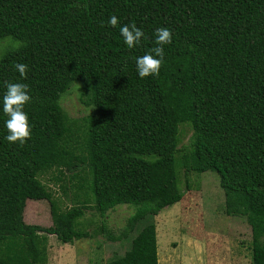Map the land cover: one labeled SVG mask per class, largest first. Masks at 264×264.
<instances>
[{
  "label": "trees",
  "instance_id": "obj_1",
  "mask_svg": "<svg viewBox=\"0 0 264 264\" xmlns=\"http://www.w3.org/2000/svg\"><path fill=\"white\" fill-rule=\"evenodd\" d=\"M130 23L145 34L131 49L120 34ZM159 28L172 43L159 76L141 79L135 61L157 46ZM10 82L31 96L23 146L5 139ZM74 85L91 108L83 126L60 104ZM186 123L190 152L177 161L186 190L189 173H216L225 214L250 226L251 264H264V0H0V264H45L48 236L91 238L79 229L84 212L104 218L120 205L134 209L123 232L99 233L130 235V252L104 264H158L154 218L184 196L175 156ZM43 177L71 182L73 206L62 210ZM28 200L48 202L51 226L24 222Z\"/></svg>",
  "mask_w": 264,
  "mask_h": 264
},
{
  "label": "rangeland",
  "instance_id": "obj_2",
  "mask_svg": "<svg viewBox=\"0 0 264 264\" xmlns=\"http://www.w3.org/2000/svg\"><path fill=\"white\" fill-rule=\"evenodd\" d=\"M60 104L69 120L82 126L91 113V108L81 103L76 85L62 96ZM191 134L190 123L179 126L177 146L180 151L175 156V173L178 190L184 192V196L154 218L158 264H251L250 226L244 218L225 214L217 174L212 171L189 173V190H186L184 166L177 161L190 152L182 148L188 144ZM45 179L40 178L62 210L73 206L75 189L71 182L48 183ZM62 185L67 194L63 193ZM133 212V207L120 205L101 218L93 208L87 209L79 220V229L94 236L72 244H61L54 236H48L45 264H104L116 258L126 259L130 252V235L112 242L99 230L102 224L106 232L119 236ZM23 220L30 225L51 226L48 202L28 200Z\"/></svg>",
  "mask_w": 264,
  "mask_h": 264
},
{
  "label": "clouds",
  "instance_id": "obj_3",
  "mask_svg": "<svg viewBox=\"0 0 264 264\" xmlns=\"http://www.w3.org/2000/svg\"><path fill=\"white\" fill-rule=\"evenodd\" d=\"M107 23L112 27H116L119 24V19L117 16L112 15ZM120 34L129 49L139 45L145 35L135 23L121 26ZM155 37V44L157 46L152 48L148 54L138 57L135 61L137 73L141 79L149 76H159L164 62V46L172 43V32L167 28L157 29ZM16 47L21 48L24 45L21 42H17ZM15 69L22 79L27 78L28 66L26 64L17 63ZM6 89V93L2 98V110L8 117L6 120L8 135L5 139L9 143H18L20 146H23L27 141L31 140L32 136L29 117L24 111L25 106L31 101V96L28 94V85L10 82L7 83Z\"/></svg>",
  "mask_w": 264,
  "mask_h": 264
}]
</instances>
